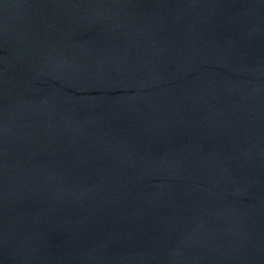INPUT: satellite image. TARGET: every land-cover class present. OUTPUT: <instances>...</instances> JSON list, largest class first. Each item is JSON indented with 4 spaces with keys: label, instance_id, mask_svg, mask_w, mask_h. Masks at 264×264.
Returning a JSON list of instances; mask_svg holds the SVG:
<instances>
[{
    "label": "water",
    "instance_id": "95a60500",
    "mask_svg": "<svg viewBox=\"0 0 264 264\" xmlns=\"http://www.w3.org/2000/svg\"><path fill=\"white\" fill-rule=\"evenodd\" d=\"M0 264H264V0H0Z\"/></svg>",
    "mask_w": 264,
    "mask_h": 264
}]
</instances>
